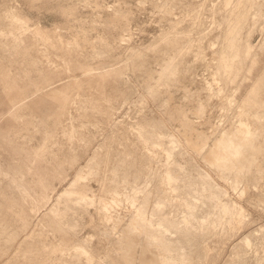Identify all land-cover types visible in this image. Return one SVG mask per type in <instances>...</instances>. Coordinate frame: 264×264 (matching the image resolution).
<instances>
[{"label":"rangeland","instance_id":"obj_1","mask_svg":"<svg viewBox=\"0 0 264 264\" xmlns=\"http://www.w3.org/2000/svg\"><path fill=\"white\" fill-rule=\"evenodd\" d=\"M0 264H264V0H0Z\"/></svg>","mask_w":264,"mask_h":264},{"label":"bare ground","instance_id":"obj_2","mask_svg":"<svg viewBox=\"0 0 264 264\" xmlns=\"http://www.w3.org/2000/svg\"><path fill=\"white\" fill-rule=\"evenodd\" d=\"M241 2V1H240ZM212 5V4H211ZM234 5V4H233ZM241 6H243V7H241ZM241 6H239L238 7V10H239V14H238V16H237V23L236 24H234V25H232V27H230V26H228V27H230L229 29H228V34H229V38H231V40L232 41H236V42H238L239 40H240V33H241V28H242V26L240 27V25H242L243 24V22L245 21V13H244V9L247 7V6H245V5H241ZM241 7V8H240ZM233 9V8H232ZM26 14V13H25ZM24 13H22L20 10L19 11H17V14H16V16H14V19L13 20H16L17 22H18V24H19V22L21 23V22H23L24 24H29V22L32 20V18L31 17H29V16H26ZM253 17V16H252ZM32 21H34V20H32ZM254 21H256V20H254ZM234 23V22H233ZM232 23V24H233ZM21 26H22V23L20 24ZM25 27H26V25H24ZM33 26V25H32ZM36 26V25H35ZM37 27V26H36ZM19 28V27H18ZM35 28V27H34ZM33 28V29H34ZM41 28H43V26L41 27ZM15 29H17V28H15ZM21 28H19V30H20ZM22 29L24 30V28H23V26H22ZM31 29V28H30ZM29 28H28V30H30ZM39 29H40V27H39ZM47 29V28H46ZM18 30V29H17ZM18 30V31H19ZM34 30H36V29H34ZM33 31V30H32ZM31 31V32H32ZM38 31H40V30H38ZM42 31V30H41ZM46 31V30H45ZM44 32V31H43ZM42 32V33H43ZM19 33H20V31H19ZM28 33V32H27ZM30 33V32H29ZM38 33H40V32H38ZM37 33V34H38ZM41 34V33H40ZM40 34H38V35H40ZM227 34V35H228ZM18 35V34H17ZM20 35V34H19ZM23 35H24V33H23ZM37 35V36H38ZM46 35V34H45ZM249 35V34H248ZM12 36V35H11ZM26 36V35H25ZM35 36H36V34H35ZM42 36H43V34H42ZM48 35H46V37H47ZM14 37V36H13ZM45 37V36H44ZM45 37V38H46ZM226 37V36H225ZM227 37V38H228ZM29 38V37H28ZM228 41H229V39H227ZM17 42V41H16ZM235 42V43H236ZM231 43V42H230ZM231 46V49L234 47V45H230ZM242 47V46H241ZM230 48V47H229ZM243 48V47H242ZM241 49V48H240ZM250 50H252V46H251V44H249V43H245V46H244V53H246V55H249L250 54ZM9 52V51H8ZM180 52V51H179ZM240 53V52H239ZM233 54V53H232ZM241 55V54H240ZM245 55V54H244ZM243 55V56H244ZM225 57V56H224ZM222 58V57H221ZM246 58V57H245ZM222 60V59H221ZM220 60V61H221ZM225 61H227V60H225ZM230 61V60H229ZM228 61V62H229ZM222 63V62H221ZM223 64V63H222ZM225 65V69H227V68H229V66H230V64L228 65V64H224ZM223 66V65H222ZM221 67V66H220ZM222 70H223V67H222ZM54 82V81H53ZM149 94V93H148ZM159 124V123H158ZM162 126V125H161ZM169 126V125H168ZM166 130V129H165ZM167 133V132H166ZM166 136V135H165ZM168 136V135H167ZM169 137V136H168ZM172 139V138H171ZM171 139H170V141H171ZM173 140V139H172ZM175 140H173V141H171V142H174ZM179 146V145H178ZM180 147V146H179ZM173 149V148H172ZM98 156V155H97ZM97 156H95V157H97ZM224 157V154L222 153V151H221V149H219V151H217V152H215L214 154H213V157L212 158H215V159H217V158H223ZM175 160V159H174ZM88 165V164H87ZM204 167V166H203ZM171 168V167H170ZM190 168V167H189ZM192 174V173H191ZM203 176V175H202ZM204 179V178H203ZM196 180V179H195ZM167 181H169V180H167ZM210 181V180H209ZM241 181V180H240ZM169 183V182H168ZM169 185V184H168ZM239 185V184H238ZM210 186H211V184H210ZM217 186V185H216ZM216 186H214V187H216ZM240 187V186H239ZM232 188V187H231ZM202 189V188H201ZM214 189V188H213ZM85 191H91V189H86ZM176 192V191H175ZM92 194V193H91ZM242 194V193H241ZM192 197H194V196H192ZM221 197H223V196H221ZM212 198V197H211ZM100 199V198H99ZM98 199V200H99ZM184 200V199H183ZM193 200V199H192ZM199 200V199H198ZM174 201V200H173ZM216 201V200H215ZM185 202V201H184ZM226 204V203H225ZM143 205H144V203H143ZM108 206V205H107ZM233 207H235V206H233ZM153 208V207H152ZM209 209V208H208ZM236 209V208H235ZM213 211H216V210H213ZM212 211V212H213ZM234 211V210H233ZM236 211H238V210H236ZM241 211V210H240ZM199 212V211H198ZM197 212V213H198ZM220 212V215H221V211H219ZM235 212V211H234ZM216 213V212H215ZM212 214V213H211ZM215 215V214H214ZM218 215V214H217ZM232 216V215H231ZM223 217V216H222ZM230 217V216H229ZM235 217V216H234ZM213 219H214V217H212ZM190 220V219H189ZM200 220V219H199ZM180 221V220H179ZM220 221V220H219ZM228 221V220H227ZM245 224V223H244ZM204 225V224H203ZM222 225V224H221ZM222 228V227H221ZM24 229V228H23ZM199 229V228H198ZM223 229V228H222ZM205 231V230H204ZM223 231V230H222ZM244 239V238H243ZM187 246V245H186Z\"/></svg>","mask_w":264,"mask_h":264}]
</instances>
